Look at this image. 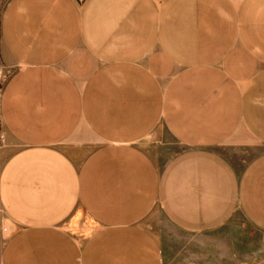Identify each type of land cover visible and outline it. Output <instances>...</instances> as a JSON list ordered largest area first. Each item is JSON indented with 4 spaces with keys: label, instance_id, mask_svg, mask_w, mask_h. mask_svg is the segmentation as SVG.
Here are the masks:
<instances>
[{
    "label": "crops",
    "instance_id": "0c3cea01",
    "mask_svg": "<svg viewBox=\"0 0 264 264\" xmlns=\"http://www.w3.org/2000/svg\"><path fill=\"white\" fill-rule=\"evenodd\" d=\"M247 230L264 0H0V264H246Z\"/></svg>",
    "mask_w": 264,
    "mask_h": 264
},
{
    "label": "rangeland",
    "instance_id": "374dc122",
    "mask_svg": "<svg viewBox=\"0 0 264 264\" xmlns=\"http://www.w3.org/2000/svg\"><path fill=\"white\" fill-rule=\"evenodd\" d=\"M11 70L12 68L7 67V70L5 71L6 76ZM143 146L150 154H155V156H157L161 150H184V147L178 145L162 127H159L155 133L145 139L143 141ZM246 239V264H264V246L262 245L264 242V236L256 234L252 230H247Z\"/></svg>",
    "mask_w": 264,
    "mask_h": 264
}]
</instances>
